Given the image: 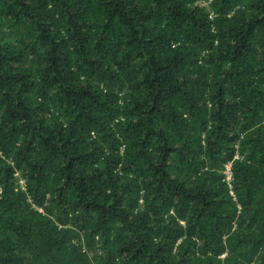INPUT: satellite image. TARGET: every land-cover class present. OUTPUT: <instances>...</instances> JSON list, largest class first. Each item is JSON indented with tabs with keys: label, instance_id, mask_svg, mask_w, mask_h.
Segmentation results:
<instances>
[{
	"label": "trees",
	"instance_id": "16d2710c",
	"mask_svg": "<svg viewBox=\"0 0 264 264\" xmlns=\"http://www.w3.org/2000/svg\"><path fill=\"white\" fill-rule=\"evenodd\" d=\"M0 264H264V0H0Z\"/></svg>",
	"mask_w": 264,
	"mask_h": 264
},
{
	"label": "built area",
	"instance_id": "2783aa9c",
	"mask_svg": "<svg viewBox=\"0 0 264 264\" xmlns=\"http://www.w3.org/2000/svg\"><path fill=\"white\" fill-rule=\"evenodd\" d=\"M235 156H237V155L235 154ZM222 173H223V178L225 179L227 184H229L230 178H231L230 161H227L226 163H224ZM13 174H14V176L17 177V181H18L19 185L22 187L23 186V179L18 175L17 172H14Z\"/></svg>",
	"mask_w": 264,
	"mask_h": 264
}]
</instances>
